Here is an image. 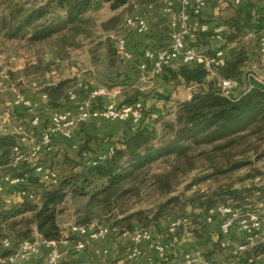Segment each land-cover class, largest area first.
<instances>
[{
	"label": "trees",
	"instance_id": "1",
	"mask_svg": "<svg viewBox=\"0 0 264 264\" xmlns=\"http://www.w3.org/2000/svg\"><path fill=\"white\" fill-rule=\"evenodd\" d=\"M154 3L155 0L0 1V39L39 45L45 50L39 58L15 56L16 67L8 70L11 83L16 79L18 85L23 76L37 81L36 90L46 94L44 101L51 112L69 104L67 93L82 79L60 76L45 82L38 76L58 70V64L69 57L70 51L80 47L82 38L90 37L91 20L86 15L91 9L106 5L114 14L100 24L104 35L87 46V75L96 88L103 85L118 89L122 95L120 103L140 102L143 113L137 123L120 121L124 130L119 139H113L111 134L87 132L95 125L90 121L80 123L74 134L75 157L58 149L50 150L51 140L50 148L41 153L48 165L35 163L57 171L54 183L42 181L28 161L13 163L17 134H0V177L29 173L26 182L17 184V190L25 192L21 200L12 204L0 202V243L4 239L33 240L36 234L44 240H59L68 225L96 223L110 228L109 238L122 255L130 241L123 243L117 237L141 228L148 230L154 241L169 243L172 234L168 225L180 218L186 222L179 226L176 237L180 238L185 229L190 230L191 240L196 241L194 248L201 250L208 264H255L257 258L264 257V241L254 238L258 230L251 235H236L237 227H233L227 235L230 246L224 248L220 244L219 220L215 221V236L206 221L210 210L219 205L264 213V82L247 78L248 74L256 75L251 67L259 64L263 55L264 0H206L199 13L188 9V23L195 29L185 36V45L207 56L223 51V64L216 66L215 71L221 77L236 78L241 88L226 97L204 62L172 61L154 76L165 84L188 88V96L173 99L170 113L156 114L147 126L142 123L146 94L131 86V67L139 69L142 53L128 49L131 30L126 19L136 14L139 7ZM208 23H212V28L221 27V43L216 47L210 41L214 35L211 28H198ZM119 39L126 41L131 59L118 52ZM10 118L19 126H30L27 110L13 108ZM30 129L36 133L35 127ZM257 176L263 177V183L242 184ZM249 236H253L252 242ZM75 239L72 236L71 243ZM90 242L87 241L85 251ZM238 245H244V249L233 254ZM173 248L178 257L181 252L176 251L177 243ZM74 254L69 246L64 264L73 261ZM117 260L112 258L109 263ZM154 264L163 263L157 262L155 256Z\"/></svg>",
	"mask_w": 264,
	"mask_h": 264
},
{
	"label": "built area",
	"instance_id": "2",
	"mask_svg": "<svg viewBox=\"0 0 264 264\" xmlns=\"http://www.w3.org/2000/svg\"><path fill=\"white\" fill-rule=\"evenodd\" d=\"M181 10L179 12L178 21H172L171 29L168 34L170 41L167 46L159 48H145L142 51V57L138 62V68L141 71L147 72L148 76H154L161 72L162 68L171 63L173 60L180 58L182 62H190L198 60L204 62V65L211 76L217 78L220 92L229 97L241 88L239 81L236 78H224L219 76L215 67L223 64L221 51L215 53L214 56H207L194 47H187L184 38L186 35H191L194 26H191L189 21V10L193 13H199L205 6L206 0H180ZM126 26L134 28L139 34H146L149 31V24L144 16L140 14H133L126 19ZM198 28L202 31L207 30L206 24H200ZM216 34H219L221 28H214ZM118 52L125 58L131 59L132 54L126 47V41L119 39L117 41ZM262 53L264 54V44L262 46ZM254 78L258 82H264V78L259 75L248 74L247 78ZM31 87L37 89V81L31 83ZM105 95L104 103L99 102V98ZM42 100H46L47 96L44 92H39ZM68 99L73 98L72 91L67 93ZM9 106L13 108H22L29 111L33 102L23 93L16 92ZM142 105L140 102L131 104H124L117 102L114 94H105L103 88L97 87L90 89L87 93L86 99L81 103L71 104L59 110H54L49 116V122L37 134L29 129L25 130L23 126H18L19 130H23L26 136V146L17 144L13 148L14 160L13 163L21 161L32 162V172L40 177L45 183H54L57 178V171L50 168H45L40 164H36V160L44 150L50 148V143L53 136L59 134L63 137H69L73 128L77 127L82 122H87L91 119H103L106 121H127L137 123L142 119ZM3 124L8 122L10 118L9 113L3 114ZM30 128L36 127L39 124L38 117L34 116L30 119ZM0 124V134L8 131L6 125ZM29 173L25 172L18 177H10L5 175L4 179L12 184L26 182V177ZM24 194V191L20 192ZM219 220L218 232L222 236L220 241L221 247L228 248L230 242L227 235L233 227L243 230L247 235L253 234L258 230L254 238L264 241V233L260 230L261 222L264 223V213H258L252 210L242 212L239 209L228 205H219L210 210V215L206 218L208 223ZM186 222V219H173L168 225V231L172 234V241L169 243L154 241L151 233L148 230L136 228L131 233H124L130 241L129 246L123 252L122 258L117 260L115 264H123L126 260L128 264H136L135 260L142 254L140 243L142 241L148 242L154 246L156 252L157 262L163 264H208L203 258L201 250L197 248L188 249L181 252L178 257L173 254V245L179 243L182 238L192 239L190 230H184L180 238L176 237L177 230L180 225ZM260 231V233H259ZM111 230L106 225L90 223L88 225L71 224L66 226L62 232L59 240H44L42 238H34L33 240H17L4 239L0 243V264H24L28 261L29 255L38 254L41 252L39 261L36 264H64L67 249L70 246L76 253L85 252L87 241L104 240L109 238ZM76 239L71 243V237ZM250 242L253 241V236H249ZM71 244V245H70ZM244 249V245H238L233 254L239 253ZM8 252V253H6ZM108 256V254H107ZM252 261V260H250ZM66 264H82L80 261L73 260ZM106 264H110L108 259ZM228 264H234L230 261ZM255 264H264V257L257 258Z\"/></svg>",
	"mask_w": 264,
	"mask_h": 264
},
{
	"label": "crops",
	"instance_id": "3",
	"mask_svg": "<svg viewBox=\"0 0 264 264\" xmlns=\"http://www.w3.org/2000/svg\"><path fill=\"white\" fill-rule=\"evenodd\" d=\"M170 5L166 9H160L155 2L154 4H150L148 6L139 7L137 9L136 14H140L141 16H144L149 24V31L146 35H140L135 31L134 28H130V34L128 35V49L133 53H139L143 51L144 48L149 47L150 45L160 44V43H169L170 36L167 33L171 29L172 21H178L179 19V12L181 10V1L180 0H169ZM217 8H213V12L216 13ZM212 23H208L207 28H211L214 35H212L210 41L212 43V46H218L221 43V39L219 34H216L214 31V28H221L220 26H213ZM164 26V29H160V27ZM195 26V25H192ZM166 32V33H165ZM148 36V37H147ZM263 44H264V37H263ZM223 51H221L222 54ZM181 59L177 58L173 60L174 63L180 62ZM147 75V72L141 71V74ZM142 79V78H141ZM100 88H103L105 91V94H114L115 99L117 101H120L122 99V95L119 92L118 89H107L103 85L99 86ZM96 88L95 82L93 80H81V82L72 90L73 98L71 100L68 99L67 96V102L71 104L81 103L86 99L87 93L90 89ZM188 89V88H187ZM24 95L31 99L33 102L32 108L28 111L29 118H32L34 116L38 117L39 124L35 127V131L38 134L49 122V116L51 114V109L46 106V103L44 100H42L39 96V93L36 89L30 87L28 90L24 92ZM188 96V95H187ZM186 96V97H187ZM106 100V96L103 95L99 98L100 103H104ZM173 102H171V105ZM172 107V106H171ZM11 119V118H10ZM11 123H14L12 125L11 129L8 130L12 133H16V143L20 146H26L27 138L25 136V132L23 130L18 129V123L11 119ZM93 125H95V131L98 132L99 135L103 134H111L113 139H119L121 138L123 134V125L120 121L114 120V121H106L103 119H91L89 120ZM145 121L143 125H145ZM45 124V125H44ZM150 125V124H149ZM147 125V126H149ZM24 127V126H23ZM10 128V127H9ZM8 128V129H9ZM25 128V127H24ZM28 128V127H27ZM25 130L29 132L30 126ZM77 127L73 128L69 137H63L62 135H55L52 138V147L50 150H60L61 152H67V154L71 157L76 156L77 151V138L76 135H74L77 132ZM31 130V129H30ZM87 132L91 130V128L86 129ZM33 131V130H32ZM49 153L47 154V156ZM45 154L41 157L43 158ZM46 158V157H44ZM38 159V158H37ZM36 161V160H34ZM29 167H32V162L29 160ZM19 163V162H18ZM21 200V193L17 190V184L9 183L4 179V177H0V202L3 203H17ZM209 228L212 236H215L216 232V222L212 221L209 223ZM236 235H244L245 232L243 230H240L237 228L235 230ZM35 238H41L39 235H35ZM119 241L126 242L127 236H119L117 237ZM196 241L182 238V240L179 241L177 244V250L178 252H184L188 249H192L196 246ZM140 247L142 249V254L138 256L135 260L136 264H154V259L156 256L155 248L154 246H151L148 242L142 241L140 243ZM118 247L116 243L110 239H104V240H96L91 241L88 245V248L85 252H79L74 254L72 258L74 260L80 261L82 264H106V260L108 261L112 258H117L118 260L122 258L123 255L119 253ZM108 254V256H107ZM41 256V252L38 254H31L29 255L28 261H26L24 264H36ZM65 260H68L66 257ZM18 264H22V262H19ZM123 264H128L125 261H123Z\"/></svg>",
	"mask_w": 264,
	"mask_h": 264
},
{
	"label": "rangeland",
	"instance_id": "4",
	"mask_svg": "<svg viewBox=\"0 0 264 264\" xmlns=\"http://www.w3.org/2000/svg\"><path fill=\"white\" fill-rule=\"evenodd\" d=\"M18 1L30 3L31 1L38 2L41 0ZM155 2L157 3V5H159L158 7H160V9H166L170 5L169 0H155ZM209 6L210 5L208 4V8L206 10L207 12L209 11ZM113 14L114 12H112L106 5L91 9L86 15L91 20L90 37L82 38L80 47L70 51L69 57L64 58V60L58 64V70H54L52 72H45L44 74H42V76L39 75L38 79L41 81L48 82L60 76H76L82 80H93L87 75V71L90 70V62L86 49L87 46L90 44L91 40H95L96 38L104 35L105 32L102 30L100 24L101 22L107 20ZM164 28V26L160 27V29ZM42 55H45V50L39 45L27 46L24 42H11L8 40L0 39V124H3V114H10L11 107L9 106V103L13 95L16 92H25L29 89V84L33 82L30 77L23 76L20 83L18 84L19 86L15 84L16 79H12L11 83V75L9 74L8 70H10L9 68H14V66L16 67V65H14V57L19 56L20 58H25L27 56H35L36 58H39ZM251 69L254 70L256 75H259L264 78V54L261 55L259 64L252 65ZM131 70L133 77V79L131 80L132 88L138 89L144 94H146V103L144 108L145 116L142 122L144 123L145 121V125L151 124L152 119L158 113L169 114L172 106L171 102L173 99L186 98V96L188 95L189 89L181 86L180 84H165L155 76L147 77L145 74L140 75L141 70L136 69L135 67H131ZM94 78H98L97 75H95ZM160 95L169 99L167 100L161 98L159 97ZM11 122L12 121L9 118L8 122H5L3 125H6L7 128L10 127L8 129L10 130L12 128L11 126L14 125V123ZM91 131L93 133L95 132V129L92 128ZM41 157L42 155H40L35 162L48 165V159L44 158L45 156L43 158ZM261 183H263V177L257 176L254 179L244 181L242 184L244 186H254L255 184L258 185ZM260 230L264 233V223L262 224Z\"/></svg>",
	"mask_w": 264,
	"mask_h": 264
}]
</instances>
